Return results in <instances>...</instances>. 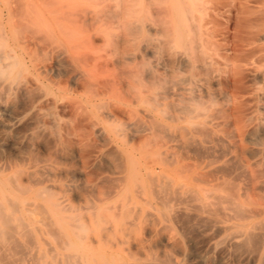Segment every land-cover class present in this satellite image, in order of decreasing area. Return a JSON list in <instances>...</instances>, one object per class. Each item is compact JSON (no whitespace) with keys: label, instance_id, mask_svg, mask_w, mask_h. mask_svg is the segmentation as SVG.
Instances as JSON below:
<instances>
[{"label":"bare ground","instance_id":"6f19581e","mask_svg":"<svg viewBox=\"0 0 264 264\" xmlns=\"http://www.w3.org/2000/svg\"><path fill=\"white\" fill-rule=\"evenodd\" d=\"M228 1L0 0V264H264V0L230 48Z\"/></svg>","mask_w":264,"mask_h":264},{"label":"rangeland","instance_id":"374dc122","mask_svg":"<svg viewBox=\"0 0 264 264\" xmlns=\"http://www.w3.org/2000/svg\"><path fill=\"white\" fill-rule=\"evenodd\" d=\"M158 1H160V2H158ZM162 1V2H161ZM223 1H228V0H223ZM238 0H229L228 1V5H227V7H225V8H223V9H219V10H217V11H213V9H210L212 6L210 5V4H208V3H204V8H205V13L206 14H209L210 13V11L212 12V16L214 17V23H212V24H210L209 25V28H210V30H211V33H212V35H213V40L220 46V44H223V45H221V46H225L226 45V47H228V48H230L232 45H233V43L235 44V41L237 40V38L238 37H240V36H244V34H245V31L244 30H248V24H247V22L249 23V21L250 20H254V19H256V18H258L259 17V12H260V7H261V5L260 4H258V2H256L255 0H239L238 2H240V3H238L237 2ZM254 1H255V3H254ZM163 2H164V0H154V2L153 3H151V5H150V8H149V12H148V15H149V17H150V21H149V23L150 24H152L154 27H156V28H158L157 26L159 25V21L160 20H162V18L161 17H164L165 15H162V16H157V13H155L154 14V12H158L159 10V8L158 7H161V6H163ZM204 2V1H203ZM159 3V4H158ZM232 3V4H231ZM243 3H244V5H243ZM247 3V4H246ZM153 4V5H152ZM236 6H235V5ZM252 4V5H251ZM160 5V6H159ZM152 6H154L155 7V9H154V7H153V9H152ZM250 6V7H249ZM251 6L253 7L252 9H251ZM257 6H259V7H257ZM210 7V8H209ZM243 7V8H242ZM244 7H245V9H244ZM157 8V9H156ZM208 9H210V10H208ZM236 9H237V11H236ZM254 9V10H253ZM245 11H246V13H245ZM216 12V13H215ZM255 12V13H254ZM258 12V13H257ZM244 13V14H243ZM250 13H251V15H250ZM257 13V14H256ZM159 14V13H158ZM152 15H154L153 17H151ZM155 15H156V17L158 18V20L156 19L155 20ZM210 15H211V13H210ZM218 15V16H217ZM220 16V17H219ZM222 16V17H221ZM250 16V17H249ZM252 16V17H251ZM168 16H166V18H167ZM242 17V18H241ZM256 17V18H255ZM165 18V19H166ZM227 18V19H226ZM240 18V19H239ZM244 18V19H243ZM250 18V19H249ZM152 19V20H151ZM216 19V20H215ZM218 19V20H217ZM220 19V20H219ZM233 19V20H232ZM243 19V20H242ZM248 19V20H247ZM240 20V21H239ZM245 23H243L242 21ZM246 22H245V21ZM154 21H155V23H154ZM219 21V22H218ZM230 23H229V22ZM231 21H232V23H231ZM157 22V23H156ZM216 22V23H215ZM220 22H222V25H221V23ZM242 22V23H241ZM219 23V24H218ZM241 23V24H240ZM237 26H236V25ZM216 25V26H215ZM223 26L222 28H221V30H220V27L221 26ZM225 25H227V26H225ZM233 25L236 27H234L233 29H232V27H233ZM245 25V26H244ZM240 26H242V27H240ZM247 26V27H246ZM212 27H214L213 28V30H212ZM219 29V30H217V29ZM240 28H242V29H240ZM223 29H224V31L225 30H228V31H223ZM239 29H240V31H239ZM218 32H217V31ZM231 30V31H230ZM234 30V31H233ZM214 31L215 32H217V33H214ZM220 31H222V32H220ZM237 31H239V33L241 34H239ZM242 31H244V33L242 32ZM227 32H228V34H227ZM234 32H236L235 33V36H234ZM242 32V33H241ZM232 33V34H231ZM218 34V36L220 37V39H218L219 37L218 36H216ZM224 34V35H223ZM227 34V35H226ZM237 34H239L238 36H237ZM153 35V34H152ZM237 36V37H236ZM216 37V38H215ZM218 37V38H217ZM227 37V38H226ZM223 38V39H222ZM241 38V37H240ZM216 39H218V40H221V42L222 43H219L218 42V40H216ZM231 39V40H230ZM234 41H233V40ZM99 40V39H98ZM228 41L229 43H227L226 41ZM225 41V42H224ZM98 43H99V45H101L100 43V41H97ZM243 43H245V44H243V46H244V49H247V48H249V44L247 43V42H243ZM256 46L257 45H259V46H263L264 45V41H260V42H257L256 44H255ZM225 48V47H224ZM223 47H220V49L222 50L221 52H223V49H224ZM229 54H231L230 52L228 53V55ZM230 56V55H229ZM258 56V54H255L253 57H251L250 58V60L248 59V61L246 62V63H244V62H242V63H240V65H244V66H246V69H248L249 67L250 68H252V69H248V70H255V71H258V72H264V67H263V65L262 64H264V62L261 64L260 63V61L258 62V59H256V58H258L257 57ZM232 57L233 56H231V59H229V60H227V61H225V60H222V59H220V58H218L217 60H218V63L220 64V66L222 67V69H224V68H226V66L228 65V67L231 65V64H229L230 62L232 63H235V60L234 59H232ZM150 59V62L152 63V66L153 67H155L156 65H157V60H156V58H154V57H150L149 58ZM253 59H255L254 61H253ZM231 60V61H230ZM156 61V62H155ZM230 61V62H229ZM256 61V62H255ZM226 62H228V63H226ZM260 63V64H258V63ZM232 63V64H233ZM257 63V64H256ZM251 64V65H250ZM257 65V66H256ZM243 66V68L245 69V67ZM253 66H254V68H257V69H254L253 68ZM259 66H261V67H259ZM157 69H158V73H164L165 72V68L161 65V64H158L157 65ZM263 68V69H262ZM229 69V68H228ZM221 77L223 78V77H225V76H227V74L224 72V73H222L221 72ZM260 82H261V84H260ZM248 85H250V87H252V88H254L255 89V93L254 94H256V95H254V96H256V97H254V99L253 100H251L249 103H248V108H251V111H252V113H254V116L255 117H257V118H260L261 120H262V118H263V120H264V81H254V82H249L248 83ZM214 89V91H215V94H217L216 95V101H217V107H224V106H226L227 107V104H228V102L226 101V98L223 96V94H225V93H223V92H225V88L223 87V85H221V86H219V87H215V88H213ZM221 89V90H220ZM224 89V90H223ZM216 90H217V92H216ZM220 90V91H219ZM81 93H83L82 91H79V93H78V95L79 94H81ZM221 94V95H220ZM262 96H263V98H262ZM222 97V98H221ZM221 98V99H220ZM170 103V102H173L174 104L176 103V101H175V99L173 100V101H171V100H167V101H164V100H160V103H162L161 104V106L160 107H164V104L165 103ZM221 102V103H220ZM262 102V103H261ZM253 103H255V104H253ZM261 104V105H260ZM256 105H257V107H256ZM261 111H260V110ZM20 111V110H19ZM19 111L17 110V109H15V110H13L12 111V113H11V117L12 118H16V116L18 115V113H19ZM18 112V113H17ZM121 120H123L124 122H126V116L124 115V118L123 117H121L120 118ZM262 120V121H263ZM264 122V121H263ZM106 123H109V122H100V124H99V126L100 127H104L105 128V130L108 132V130H109V128L107 127V125H106ZM110 138H111V136H110ZM42 142H44V141H42ZM45 142H47V141H45ZM118 142V141H117ZM134 147H137V145H139V141H135L133 144H132ZM109 146H111V143H109V142H107L104 146H103V148H101V149H106L107 147H109ZM246 147L247 148H250V147H256V146H253V145H251V144H249L248 143V145L246 144ZM39 153L40 154H43V151L42 150H39ZM71 159H72V164H71V166H69V169H71V170H75L76 172H77V180L75 181L76 183V185L78 186V188H79V191H82V189H84L85 188V186L83 187V183H81V182H83V179H84V177L82 178L81 177V173H79V171H81L82 170V168H81V159L76 155V154H72L71 155ZM256 159H260V160H262L263 161V166H261V168H264V150H262L261 152H260V154H259V156H257L256 157ZM42 165V164H41ZM40 168V170L41 169H43L44 168V165H42V166H40L39 167ZM82 173H84V172H82ZM81 177V178H80ZM80 180V181H79ZM81 184V185H80ZM44 186H46V187H48V189L51 191V192H53V193H57V194H59V196H65V197H67V198H70V199H72V194L70 193H65V192H63V191H60V186H59V184L56 182H45L44 184H43ZM39 186H33V190H35V189H37ZM82 192H84V191H82ZM82 192H79V193H82ZM152 241H156L157 240V237H153L152 239H151ZM182 248H183V250H184V252H185V255H182V256H178L177 258H178V260L180 261V264H191V262H190V260L188 259V254H189V252H190V250H189V248H188V246L184 243L183 245H182Z\"/></svg>","mask_w":264,"mask_h":264}]
</instances>
